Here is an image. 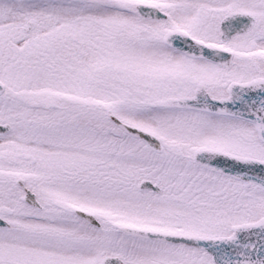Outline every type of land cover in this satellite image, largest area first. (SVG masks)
Segmentation results:
<instances>
[{"label": "snow or ice", "instance_id": "6c2138e0", "mask_svg": "<svg viewBox=\"0 0 264 264\" xmlns=\"http://www.w3.org/2000/svg\"><path fill=\"white\" fill-rule=\"evenodd\" d=\"M0 264H264V0H0Z\"/></svg>", "mask_w": 264, "mask_h": 264}]
</instances>
